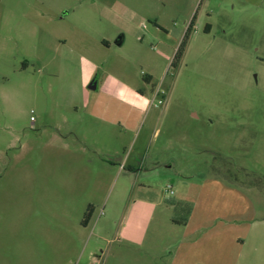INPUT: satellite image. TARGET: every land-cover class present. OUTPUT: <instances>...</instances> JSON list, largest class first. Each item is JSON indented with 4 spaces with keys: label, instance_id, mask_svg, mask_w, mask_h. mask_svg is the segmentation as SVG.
I'll use <instances>...</instances> for the list:
<instances>
[{
    "label": "rangeland",
    "instance_id": "1",
    "mask_svg": "<svg viewBox=\"0 0 264 264\" xmlns=\"http://www.w3.org/2000/svg\"><path fill=\"white\" fill-rule=\"evenodd\" d=\"M197 197L262 263L264 0H0V264H167Z\"/></svg>",
    "mask_w": 264,
    "mask_h": 264
},
{
    "label": "crops",
    "instance_id": "2",
    "mask_svg": "<svg viewBox=\"0 0 264 264\" xmlns=\"http://www.w3.org/2000/svg\"><path fill=\"white\" fill-rule=\"evenodd\" d=\"M124 42L125 37L123 36L122 38H119L117 44ZM103 46L106 49H111L112 43L105 39ZM99 82L100 80L98 82L97 80L95 81L96 88L93 90L99 89ZM106 89H104L103 93L109 95V100L106 99V101L102 97H100V101L97 100L94 109L96 114L102 113L103 111L119 110V108H116V103L114 102L118 96L117 90L113 89L112 86L111 89ZM124 93L130 102V106L134 110H140V112H142L145 109V106H140L137 104L136 94L129 85H126V91ZM144 97L145 95L141 94L140 99H144ZM184 185H187V183ZM202 202L204 201H201L198 197L196 199L182 198L178 200L177 204L180 205L182 210L187 214L183 220H173V223L182 229L180 232V239L176 246H169L165 249H159L158 254L161 255L160 259L166 257L167 264H264V258L262 263H258L256 260H254L255 257L250 256V254H252L251 251L257 252L261 249H251L247 247V237L250 234L248 232L249 228L245 229L247 232L244 234V236H237L228 247H219L221 240H219L218 233L213 234L212 242L209 240V242L205 241L203 244L202 242L206 240L204 239L205 236L210 234L211 231L215 229V226H203L201 224V216L199 217V213L201 212L200 210L202 207ZM242 222H245V220L243 219ZM246 222H248V220H246ZM203 227H206L207 231L202 233V230L204 229ZM212 243L214 246H211Z\"/></svg>",
    "mask_w": 264,
    "mask_h": 264
},
{
    "label": "trees",
    "instance_id": "3",
    "mask_svg": "<svg viewBox=\"0 0 264 264\" xmlns=\"http://www.w3.org/2000/svg\"><path fill=\"white\" fill-rule=\"evenodd\" d=\"M187 39H188V34H186V36L183 40V43H182L181 47L179 48V50L176 54L175 61L178 60L183 55V51H184V47H185ZM175 61L173 62V65H175V63H176ZM92 215H93V208H92V206H90L87 213L85 214V218L83 221L84 225H87L89 223V221L92 218Z\"/></svg>",
    "mask_w": 264,
    "mask_h": 264
},
{
    "label": "built area",
    "instance_id": "4",
    "mask_svg": "<svg viewBox=\"0 0 264 264\" xmlns=\"http://www.w3.org/2000/svg\"><path fill=\"white\" fill-rule=\"evenodd\" d=\"M163 94H164V93H163ZM157 95H159V92H157L156 96H157ZM153 102H154V101H153ZM158 104H159V105H163V104H164V101H163V100H159ZM32 119H34V118L32 117Z\"/></svg>",
    "mask_w": 264,
    "mask_h": 264
},
{
    "label": "water",
    "instance_id": "5",
    "mask_svg": "<svg viewBox=\"0 0 264 264\" xmlns=\"http://www.w3.org/2000/svg\"><path fill=\"white\" fill-rule=\"evenodd\" d=\"M90 88L91 89H95L96 88L95 82L91 84Z\"/></svg>",
    "mask_w": 264,
    "mask_h": 264
}]
</instances>
